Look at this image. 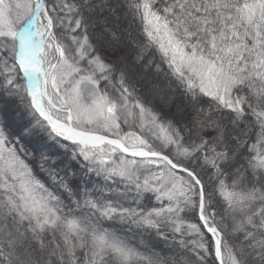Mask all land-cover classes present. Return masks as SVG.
<instances>
[{
	"label": "snow or ice",
	"instance_id": "obj_1",
	"mask_svg": "<svg viewBox=\"0 0 264 264\" xmlns=\"http://www.w3.org/2000/svg\"><path fill=\"white\" fill-rule=\"evenodd\" d=\"M0 264H264V0H0Z\"/></svg>",
	"mask_w": 264,
	"mask_h": 264
},
{
	"label": "rangeland",
	"instance_id": "obj_2",
	"mask_svg": "<svg viewBox=\"0 0 264 264\" xmlns=\"http://www.w3.org/2000/svg\"><path fill=\"white\" fill-rule=\"evenodd\" d=\"M16 122H17V121H14V125L18 128V126H17L18 123H16ZM15 123H16V124H15ZM15 126L12 127V128H16ZM12 128L10 127L9 130L13 133L14 130H13ZM19 130H20V128H18L17 131H15L13 134H14V135L18 134V133H19ZM28 146H29V147H32L33 145L29 144ZM54 150H55V149H54ZM51 151H52V152H51L50 154L54 156V155H55V151H53V149H52Z\"/></svg>",
	"mask_w": 264,
	"mask_h": 264
},
{
	"label": "trees",
	"instance_id": "obj_3",
	"mask_svg": "<svg viewBox=\"0 0 264 264\" xmlns=\"http://www.w3.org/2000/svg\"><path fill=\"white\" fill-rule=\"evenodd\" d=\"M16 123H18L17 126H18V128H20V122L17 121ZM16 123H15V124H16ZM14 126H15V125H14V121H12V122L9 123V128H10V127L12 128V127H14ZM15 127H16V126H15ZM18 128L16 127V128H12V129H13L14 132H15V131H17ZM14 132H13V133H14ZM26 143H27V141H26ZM51 150H52V149L49 150L50 153L52 152ZM53 151H55V155H56L57 153H56V150H54V148H53ZM55 155H54V156H55Z\"/></svg>",
	"mask_w": 264,
	"mask_h": 264
}]
</instances>
